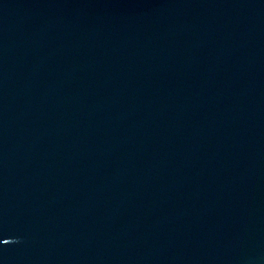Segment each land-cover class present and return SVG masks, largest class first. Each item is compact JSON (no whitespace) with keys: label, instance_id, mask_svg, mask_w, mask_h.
Here are the masks:
<instances>
[{"label":"water","instance_id":"obj_1","mask_svg":"<svg viewBox=\"0 0 264 264\" xmlns=\"http://www.w3.org/2000/svg\"><path fill=\"white\" fill-rule=\"evenodd\" d=\"M0 264H264V0H0Z\"/></svg>","mask_w":264,"mask_h":264}]
</instances>
